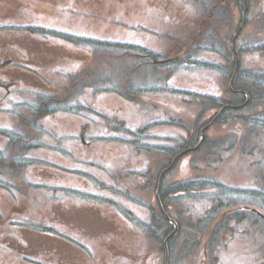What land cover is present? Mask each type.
Segmentation results:
<instances>
[{"label": "rangeland", "instance_id": "rangeland-1", "mask_svg": "<svg viewBox=\"0 0 264 264\" xmlns=\"http://www.w3.org/2000/svg\"><path fill=\"white\" fill-rule=\"evenodd\" d=\"M258 1L249 0L246 22L234 50L241 67L263 72L264 50L249 45L254 35L264 34L261 23L264 9L258 8ZM216 3L222 11L206 23L215 24L222 51L225 48L226 54L221 52L233 60L231 39L242 22L244 2L237 7L231 0H216ZM8 8L16 16L39 20V24L49 23L78 35L135 42L153 48L156 56L121 54L123 66L118 74L116 72L115 80L112 77L110 86L106 79L111 75L112 54L93 51L94 54L89 53L88 57L81 51L85 47L78 49L76 45L22 32L26 43L42 44L43 51L23 48L20 56L16 53L18 50L12 52L16 56L13 58L23 62L38 56L36 63L40 65L41 77L48 74L44 66L48 69L52 65L84 60L88 66H85L86 80L83 82L87 85L72 89L75 90L72 98L75 110L62 112L61 107L54 105L51 109L58 112L40 116L43 130L26 137L31 143L28 148L32 149L26 157L33 156L36 160H24L27 165L18 180L24 194L20 191L16 197L11 183L17 181L15 178L3 179L13 189L0 186V214L5 213L8 217L15 214L18 224L25 220L24 226H34L38 233L32 236L30 230L22 231L21 226L11 228L0 219V264H264L260 252L263 244L256 232V228L264 229V226L256 223L255 217L242 216L240 221L222 219L217 235L211 227L214 221H211L220 217V213L213 214L211 219L207 214L212 213L209 208L213 204L217 206L220 198L226 197L233 198L224 200L225 207L238 206L237 200H245L264 213V193L255 190L259 188L253 182L254 177L259 180V173L250 166L254 160L264 158V124L261 128L258 125L249 129L245 120L247 116H262L264 90L259 96L261 105L257 108L255 104V111L240 113L237 122L226 125L215 123V119L210 127L203 129L219 109H209L211 104L200 98L208 94L222 98L217 95L226 89L223 75L207 68L206 64L174 67L154 63L160 57L172 58L176 54V58L182 57V47L196 30L187 31V28L198 25L197 19L196 22L193 20L195 12L190 1L0 0V11ZM40 14L43 16L38 18ZM199 22L201 24L203 19ZM149 32H157L158 36ZM8 34L9 39L18 44L19 32ZM50 44L55 48L48 50ZM247 45L249 47L245 49ZM56 49L60 56L53 59L55 53L52 51ZM204 59L217 62L214 68H219V64L226 65L225 58L215 52L206 54ZM11 71L18 74L22 70L13 67ZM126 71L131 72L129 78H126ZM7 94L8 90L0 89V95ZM5 107L0 111L1 129L9 125L13 129L20 128L21 119L9 111L19 110L21 105L9 108L7 102ZM77 107L81 108L79 111L83 116L74 112ZM160 120L173 124H164ZM137 127L143 128L139 134L145 138L137 143L153 148L161 142L180 145L179 139L194 147L201 142L202 136L209 144L208 138L218 140L230 133L246 144L243 157L227 153L222 157L204 155L205 149L199 145L188 154L183 153L169 167L166 184L188 183L189 179H195L204 186L200 193L180 192L181 200H169L172 202L169 216L177 223V230L169 224L171 229L167 236L174 235L172 240L166 235L158 240L147 228L151 225L152 215L162 207L153 180L160 177L168 161L164 150L136 148L132 140L137 136L132 134V128ZM81 128H85L83 141ZM33 184L39 187H31ZM197 217L201 218L199 225L204 228L194 223ZM152 223L162 232L169 228L164 221L162 226ZM44 231L68 240L45 235Z\"/></svg>", "mask_w": 264, "mask_h": 264}, {"label": "trees", "instance_id": "trees-1", "mask_svg": "<svg viewBox=\"0 0 264 264\" xmlns=\"http://www.w3.org/2000/svg\"><path fill=\"white\" fill-rule=\"evenodd\" d=\"M191 5L193 6L194 13V21L198 22V25L194 28H187V31L196 29L193 32L192 37H190L189 42L185 43L182 47V57L176 58L177 54L174 55L175 59H172L168 62V65L176 66V65H195V64H201L207 66V68L212 69L214 71H217L219 75H223L224 77V84L226 85V89L223 91V95H217L222 98H216L212 94H208L206 96H203L200 99H204L208 103L211 104V107L209 109H212L213 107H217L219 109V113L217 114L216 122L219 125H226L230 122H237V118L239 117V114L241 115L245 112H253L255 111L257 105V108L259 107L258 102L260 101L259 96H261L262 90H264V76L261 74V72H258L257 70L252 69H244V66L241 67L240 63L238 64L237 70L235 71V59L231 60L223 55V51H225V48L222 51V46L220 44V39L217 35L218 29L216 28L215 24L213 23H206L207 20L211 16H215V14H219L220 11H222L221 7L216 3V0H189ZM232 3L237 7L239 3H242L243 0H231ZM262 1V2H261ZM260 10H263L264 2L263 0L258 1ZM224 12V11H223ZM201 17V18H200ZM199 19H203V22L200 24ZM264 27V21L261 22ZM93 46V45H91ZM96 46L101 47L100 45L96 44ZM117 44L115 43H109L106 42L104 46L101 47V49L107 50L110 54V56L113 57V63L110 66L109 74H112L115 71V67H120L121 65V53L123 51L119 50L117 48ZM133 50V51H139L134 49L133 45H126L124 51ZM222 51V52H221ZM115 52V53H113ZM177 52H179L177 50ZM199 52L201 53L200 56L198 55ZM216 53L217 56H221L225 58L226 65L225 67L219 64V68H214L215 64H218L217 62H211V61H205L206 54H214ZM226 54V51L224 52ZM182 62V63H180ZM209 65V66H208ZM110 79V77H107ZM99 79V77H97ZM95 84V83H94ZM75 85V84H74ZM100 88L98 87L97 90ZM71 94V90L69 89L68 95ZM222 94V92H221ZM259 98L258 101H254V99ZM46 99L44 98L41 100V105L43 106L46 103ZM69 106L70 104L67 103ZM253 104L252 108L245 109L248 105ZM216 105V106H215ZM264 112H262V116L257 115L255 117L247 116L245 120L246 126L249 129H255L258 127L261 128L263 126L264 121ZM249 118V119H248ZM258 121V122H257ZM159 122L170 123L173 124V122L160 120ZM211 122V119L209 123ZM143 128L141 127V130L139 133L143 132ZM141 135V136H140ZM236 134H229L224 136L222 139L218 140H209V145L207 140L205 139L202 143L201 147L205 149L204 155H217V157H222L225 153L227 154H233L236 156L243 157L246 153V144L245 141L237 139L235 137ZM23 136L25 135H16L13 137L11 135L10 137H13L10 142H19L23 139ZM139 137V139L136 137V140H132V143L134 145H137L136 148H144L146 150H160L165 151L164 155L167 157V164L164 167H168L171 164L172 159L185 150L189 144H185L182 139H179L178 143L180 145H177L175 143L165 145L161 142V144L157 145L156 148L150 147V146H144L143 143L139 144V140L145 139L142 137V134L136 135ZM156 136V135H155ZM173 137V136H170ZM20 138V139H19ZM182 140V141H181ZM252 168H254L258 173L259 177L262 178L264 176V158H258L257 160H254V163L250 165ZM19 169V166H12L10 167V170L13 169ZM163 170V169H162ZM166 173L162 176V179L160 181V190H159V197L161 200V206L163 207V210L170 215V202L169 200H181L182 195L180 192L184 193H200L202 191L203 185H200L197 180L195 179H189L188 183H182V182H176V183H165ZM159 181V178L157 180H153L154 185H157ZM264 183V180H262ZM262 182L257 181V185L260 187ZM204 189V188H203ZM169 198V199H168ZM157 214L152 215L151 221H154L155 223L160 224L166 220L164 219L162 212L157 208L156 210ZM154 219V220H153ZM199 220V217L197 218ZM168 224V223H167ZM172 226V224H170ZM169 225V230L171 229V226ZM148 227L152 228L153 234L157 236V239L160 240L164 235H167L168 233L162 232L161 230L154 228L153 226L149 225ZM168 230V232H169ZM151 231V232H152ZM260 233V231L258 232ZM160 237V239H159ZM174 238V235L171 236V240ZM162 242V241H161Z\"/></svg>", "mask_w": 264, "mask_h": 264}, {"label": "flooded vegetation", "instance_id": "flooded-vegetation-1", "mask_svg": "<svg viewBox=\"0 0 264 264\" xmlns=\"http://www.w3.org/2000/svg\"><path fill=\"white\" fill-rule=\"evenodd\" d=\"M20 4H21V2H20ZM15 6H16V4H15ZM0 12H6V14L0 13V22H3V23L9 22L10 19L15 20V17H18L19 19L23 18L22 15L16 16V15L10 13L11 11L9 8L6 9L5 11H0ZM20 12H21V10H20ZM4 31L5 30L0 31V44L6 48V45L9 43L8 39H9L10 34L4 33ZM21 32L22 31L19 32L18 37L21 38V44L24 48H29L31 50L37 49V50H41V52H42L43 49H41V47L38 46V44H35L34 46H32L31 42L26 43V41H25L26 38L24 37V35ZM28 34L31 35V32H28ZM7 59L9 62H12L14 58L9 57ZM34 60L36 61L37 59L34 58ZM23 65L28 67V68H33V69H36L39 67L36 63H28V64H23ZM12 66L11 67H1V65H0V74H3V73L7 74V77L11 78V80H12V81H9L7 83L11 89H7L4 86L5 83L0 82V89L1 90L6 89L9 92L8 95H0V103H4L5 101L9 103V100H10L13 105L15 103H18V104L24 103L23 107L27 108L26 102H24L25 98H37V96L35 94H32V93H29L26 95L25 90H22V89L16 90V88L18 87L19 82L26 83L29 79L33 80V81H35V80L32 78V76H30L29 73H23V72H25V70L21 69L22 71H20V73H18V74L15 71H11ZM3 97H5V98H3ZM10 112H12L11 114L13 116H16V117L18 116L21 119V121H20L21 124L19 123L18 126L20 128H22V130L20 128H18L17 126L14 127V129H16L17 133L15 132L13 137L16 135H21L20 133H25V131L28 132V135L33 136L34 131L43 130V128L40 127L41 118L38 115L55 114V111H53V112H41V111L34 112V111H30V110H25V109L24 110H16V111L13 110ZM78 115H80V114L77 113V116ZM7 116H9V113ZM81 130H83V128ZM28 135L23 136V139L20 141V143L19 142H10V140L13 137H7L6 138L7 139L6 144L0 142V150L2 151V148L6 149L12 156L13 155L15 156L14 158L17 160L18 163L22 162L23 157H25L24 156L25 149H27L31 145L30 142H27L28 138H26V137ZM2 164H3V160L0 161V166ZM16 166H19V164H16ZM11 223H14L11 225L12 228H20L18 222L16 223V221H11Z\"/></svg>", "mask_w": 264, "mask_h": 264}, {"label": "water", "instance_id": "water-1", "mask_svg": "<svg viewBox=\"0 0 264 264\" xmlns=\"http://www.w3.org/2000/svg\"><path fill=\"white\" fill-rule=\"evenodd\" d=\"M240 29H241V25L239 26V28H238V30H237V34H238V32L240 31Z\"/></svg>", "mask_w": 264, "mask_h": 264}]
</instances>
